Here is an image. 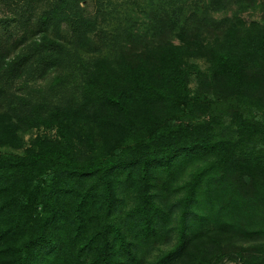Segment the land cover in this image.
<instances>
[{"label":"trees","instance_id":"1","mask_svg":"<svg viewBox=\"0 0 264 264\" xmlns=\"http://www.w3.org/2000/svg\"><path fill=\"white\" fill-rule=\"evenodd\" d=\"M227 262L264 264V0H0V264Z\"/></svg>","mask_w":264,"mask_h":264},{"label":"rangeland","instance_id":"2","mask_svg":"<svg viewBox=\"0 0 264 264\" xmlns=\"http://www.w3.org/2000/svg\"><path fill=\"white\" fill-rule=\"evenodd\" d=\"M247 17H249V16H247ZM199 62H200V61H199ZM199 64H200L201 66H203V63L200 62ZM225 264H233V263H230V262L228 263V262H227V263H225Z\"/></svg>","mask_w":264,"mask_h":264}]
</instances>
